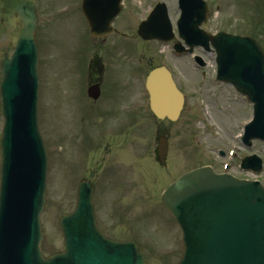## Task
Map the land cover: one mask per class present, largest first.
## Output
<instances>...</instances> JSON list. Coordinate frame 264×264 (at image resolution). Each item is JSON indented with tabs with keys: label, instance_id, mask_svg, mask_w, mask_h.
<instances>
[{
	"label": "rangeland",
	"instance_id": "374dc122",
	"mask_svg": "<svg viewBox=\"0 0 264 264\" xmlns=\"http://www.w3.org/2000/svg\"><path fill=\"white\" fill-rule=\"evenodd\" d=\"M79 1L35 0L38 14L35 33L38 45V126L48 153L45 205L40 215L42 253L48 255L60 248L57 221L64 211L73 207V187L78 180L75 179L71 189L72 179L76 175L72 174L75 170L66 172L70 168H66V161L69 159V163L73 164L80 154L81 173L85 177L95 171L93 167L97 166V162L100 164L99 171L92 178L97 188V194L94 195L97 213L99 209V215L104 217L106 210L117 203L120 209L115 210L113 220L119 224L130 222L131 232L140 240L145 264L172 263L177 259L174 254L178 250L175 243L177 233L172 229L168 214L157 203L153 205L156 199L153 195L159 193L172 178L176 179L199 163H212L217 171L224 170L226 164L229 166L228 173L233 176L257 179L264 185V143L253 141L249 147L241 143L243 125L251 118V105L231 86L215 79L213 52L195 48L192 55L183 53L176 56L168 46L146 43L137 38L136 24L144 17L151 0H124L126 7L116 19V30L106 37L99 48L95 46L97 41L89 38L86 21L78 7ZM163 1L168 6L174 27L179 16L177 2ZM205 1L210 10L208 21L202 25L205 31L250 34L257 22L264 33V0ZM12 34L0 24V61L4 52L11 51ZM108 47L111 49L108 54L111 55L106 53ZM92 51L94 55L106 56L104 58L116 76L129 75L132 70V76H128L131 81V98L145 110V75L142 69L137 70V65L141 64L145 68L151 63L164 64L171 70L186 100L179 119L175 123H163L161 126L169 142L163 169L151 159L156 145L155 129L159 123L148 110L142 112V115L139 112L135 121L131 120L132 124L127 128L131 134L130 140L127 136L123 143L122 139L119 140L121 135L116 139L99 140L96 132L100 128L98 125L93 127L96 124L95 116L83 113L86 104L77 92V89L84 90L85 64L89 66L88 57ZM193 55L200 56L205 66L198 67L193 62ZM126 57L130 58L129 61L127 59L128 64L125 63ZM134 73H137L136 77ZM107 112L114 114V109L107 108ZM103 117L108 118V115L104 113ZM82 118L83 121L89 119L82 123ZM1 125L0 110V129ZM219 152H223L224 156L221 157ZM121 154H125L129 167H122L123 160L118 164L120 167L112 164L114 157ZM251 154L263 161V169L258 175L240 169L241 159ZM108 160L109 163L102 169ZM106 167H109L110 173H105ZM103 182L116 183L112 192L120 190L122 195L104 192L101 198ZM146 234L160 240L163 245L173 237L172 250L160 256L154 251L156 241L144 239Z\"/></svg>",
	"mask_w": 264,
	"mask_h": 264
},
{
	"label": "water",
	"instance_id": "95a60500",
	"mask_svg": "<svg viewBox=\"0 0 264 264\" xmlns=\"http://www.w3.org/2000/svg\"><path fill=\"white\" fill-rule=\"evenodd\" d=\"M2 4L1 23L11 31L16 24L20 27L12 37L11 57L4 55L2 60L0 95L5 122L0 141V264H142L134 244L130 245V250L126 247V254L124 246L120 245L119 250L104 258L100 250L92 246L86 261L79 254L78 244L68 247L67 253L49 258L41 256L39 213L44 204L46 157L36 120L34 31L37 16L33 0H2ZM179 5L182 12L177 22L180 36L190 42V46L206 48L210 40L217 53L218 79L234 85L254 104V120L245 129L244 141L264 140V57L261 49L247 37L225 33L210 37L202 32L198 26L205 20L206 10L201 0H179ZM83 10L91 34H106L119 12L118 0H84ZM157 17L154 12L139 27L138 33L145 39H170L166 18L157 20ZM161 21L167 31L163 37L164 31L155 28ZM96 87L89 88L90 96H97ZM146 88L152 113L159 119L176 120L183 96L165 67L150 71ZM165 151V143L159 140L161 160ZM244 166L259 170L260 161H244ZM83 186L86 183L79 187L75 211L59 221L61 227L67 223V236L75 243L78 236L73 229L79 227L82 210L88 209L94 227L91 190ZM162 203L183 231L184 254L180 264H264V189L258 183L215 175L211 169L201 168L172 183L163 193ZM77 249L78 252H71Z\"/></svg>",
	"mask_w": 264,
	"mask_h": 264
},
{
	"label": "flooded vegetation",
	"instance_id": "af4514ba",
	"mask_svg": "<svg viewBox=\"0 0 264 264\" xmlns=\"http://www.w3.org/2000/svg\"><path fill=\"white\" fill-rule=\"evenodd\" d=\"M103 41L100 40L99 42L101 43ZM86 83L89 86L95 83H99L100 85L99 97L96 101H92L89 104V107L93 110V114L97 120L98 128H101L102 130V135L100 138L105 141L109 139H116L121 135L119 137V140L122 139L123 143H125L127 136L128 140L130 139L129 130H127V128H129L131 123L132 107V98L128 78L124 76L122 77V75H120V77L116 76L114 70L112 71V67H110L109 64L104 65L98 58H95L91 61L90 66H88ZM107 108H113L114 114H108ZM104 113L108 115V118L103 117ZM107 163H109V160L106 161V163L101 168L103 169ZM96 164L97 166L93 167L95 171L89 172L88 175L90 176H86L89 177V179L91 178L90 180L92 182V178L96 175L97 171H99L98 166L100 164L99 162H97ZM112 164L114 166L120 167L118 165L117 159H114V162H112ZM123 168H125V163L123 164ZM106 172L110 173L109 167L105 168V173ZM112 173L114 174V170H112ZM93 185L95 187L94 182ZM101 186L103 188V191L109 190L113 195H121L119 193L120 190L118 192L116 190L114 191V193L112 192L113 188L116 187V183L110 184L108 182H103ZM123 191V194H125L126 189H124ZM116 209H120V207L117 205V203H113L109 207L108 211L106 210V213H104V217L102 216V214L101 216L99 215L98 209V226L100 230L108 237L120 240L130 239L132 236L130 222L126 224H119L118 222L113 220L114 212ZM104 227L105 229H103Z\"/></svg>",
	"mask_w": 264,
	"mask_h": 264
}]
</instances>
